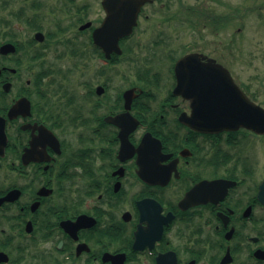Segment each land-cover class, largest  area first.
<instances>
[{
	"label": "flooded vegetation",
	"instance_id": "1",
	"mask_svg": "<svg viewBox=\"0 0 264 264\" xmlns=\"http://www.w3.org/2000/svg\"><path fill=\"white\" fill-rule=\"evenodd\" d=\"M103 1L99 18L94 0L0 3V264H264V133L193 123L223 67L263 110L264 75L224 63L202 32L223 17L205 4L148 1L106 50ZM232 12L236 25L250 11ZM181 23L199 31L182 49Z\"/></svg>",
	"mask_w": 264,
	"mask_h": 264
},
{
	"label": "water",
	"instance_id": "2",
	"mask_svg": "<svg viewBox=\"0 0 264 264\" xmlns=\"http://www.w3.org/2000/svg\"><path fill=\"white\" fill-rule=\"evenodd\" d=\"M151 0H104L103 6L107 12V18L102 26L95 33V41L102 48L108 46L106 41L110 40L111 51H117L118 40L121 37L128 36L132 33L133 27L137 24L138 14L142 6ZM107 50V49H106ZM182 58L178 61L176 72L179 85L177 90L183 89L184 82V64L187 61ZM222 88L218 87L212 96H207L206 111L197 110L194 112L197 118L193 123L196 129L202 132L219 133L222 131H236L240 128L253 130L257 133H264V110L251 102L241 89L234 84L229 72L223 68ZM230 83V87L226 84ZM134 90L128 91L126 108L130 107V96ZM206 115V118H205ZM125 116L122 115V118ZM123 120V119H122ZM132 129L122 126V154L132 148L128 140V135ZM264 197V182L261 185L260 199Z\"/></svg>",
	"mask_w": 264,
	"mask_h": 264
},
{
	"label": "rangeland",
	"instance_id": "3",
	"mask_svg": "<svg viewBox=\"0 0 264 264\" xmlns=\"http://www.w3.org/2000/svg\"><path fill=\"white\" fill-rule=\"evenodd\" d=\"M86 1V0H84ZM5 3L6 0H0V3ZM165 3H169L176 10H182L188 6L194 8H201L202 5H206L207 9L212 10L216 15L223 17L224 24L218 35L211 34L208 31H202L208 42L210 41H222L223 60L231 66L232 70L240 76V80H247L248 77L254 74L255 77L261 79L264 75V0H163ZM155 7H160L158 4ZM202 7V8H204ZM239 8L241 11H250L248 14L241 13L240 21L235 25L230 22V17L233 8ZM154 7L149 6L148 9ZM259 8H262L260 10ZM251 9L253 10L251 12ZM263 12V13H261ZM93 17L99 18L101 16L99 0H94ZM244 14V17H242ZM260 16V17H259ZM263 16V17H261ZM174 35L175 47L182 49L184 44L189 40L188 36L193 35L196 30H185L183 24L180 25ZM71 28L68 36L74 35V30ZM83 41H87V36L82 37ZM233 41V42H232ZM234 57L232 62L231 57ZM68 60L64 62L67 63ZM128 83H124L122 80V90L127 87Z\"/></svg>",
	"mask_w": 264,
	"mask_h": 264
}]
</instances>
